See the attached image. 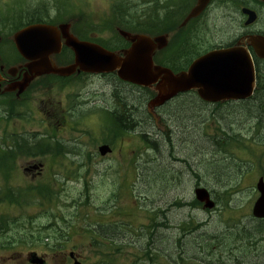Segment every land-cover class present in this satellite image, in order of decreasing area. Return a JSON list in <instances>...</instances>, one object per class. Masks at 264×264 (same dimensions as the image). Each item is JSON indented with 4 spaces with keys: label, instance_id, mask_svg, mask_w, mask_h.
<instances>
[{
    "label": "rangeland",
    "instance_id": "obj_1",
    "mask_svg": "<svg viewBox=\"0 0 264 264\" xmlns=\"http://www.w3.org/2000/svg\"><path fill=\"white\" fill-rule=\"evenodd\" d=\"M142 2V0H0V11H7V9H10L11 11H9V15L11 17L13 15H15L16 17L21 15L22 20H26L25 22H27L30 18L41 17L45 15L49 16H45L46 21H51L55 19V17L58 15L57 13H59V15H63L72 10H84L88 12L91 16L92 22L93 20L97 22L99 19L103 18L111 20L109 12L110 10L116 11V8L119 11L123 9L132 10L131 14H142L145 10H147L149 11L150 15H155V17L158 18V13L154 9L148 8L143 5ZM159 6L162 8L161 4H159ZM162 11H164L163 8ZM3 14H8V12H5ZM118 14L120 16V13ZM159 16H162V13H160ZM96 22L95 24L97 25ZM103 36L105 39H108L110 35L109 33H105L103 34ZM2 51L7 52V46L4 47ZM111 82H115L116 84L118 83L116 80L114 81L110 78L101 80L93 78L91 81V99L98 100L99 105L107 106L108 108L118 106L119 113L117 114L125 117L126 112H124V109L118 103V100L116 98L113 100L114 104L116 103V105L112 104L110 100V96L111 94L115 93V90L117 91L116 93L118 95H120V92H118L119 89L121 91L123 90V94L128 93L135 99L134 102H132L131 98L127 99L128 116L130 117V119H133L137 123L139 122L140 114H132V111H142L143 118L141 117V119L142 122H145L146 126L138 127V129H135V131H137L135 134L137 139H124L120 144V148H116V153L114 154V156H109L105 159H102L97 156L95 151L96 141L100 140L103 137L102 135L100 137V122L106 124L107 127H109L111 126V119L113 120V116L106 109L99 108L97 105L91 104V102L85 107L75 109L74 117L82 124L80 125V129H78L77 131H71L70 129L68 130L66 128L59 129L57 131V134H61V136L58 135L57 138L62 142L48 140V136L51 135L48 130H51L48 129L45 131V129H43V126L45 125L47 127H54L53 120L50 118H42L43 125H38L37 130L38 132H40V130L44 131L41 139H44L43 143L48 145V154L53 155L58 160L62 161V173H58V175L62 177L65 174L71 175L73 173L72 169L65 162L68 158L66 157L68 151L63 142L70 145V150L77 153L76 157L78 159L83 158L84 160H86V157L89 155L90 158L87 160H90V166L85 168L84 170V174L82 175V177H84L83 182L77 178V182H79V184H74L72 188L66 187L65 184H67V182H65L64 187L72 190V192L59 196V206L58 208H56L55 206L53 212L55 216L54 221L56 223L55 227L51 228V226L48 225L50 220L47 217L38 215L34 216L33 219H30L28 217L22 219L12 226L15 231V239L13 238L14 249L12 253H0V258L6 259V261L2 262L1 264L25 263L24 259L26 253H21L24 252V250L22 249L23 247H19L17 245V239L22 236H26L27 240L35 241L34 245L37 246L34 249L35 251H37L38 253L43 252V254L47 253V264H60L63 258L62 255H66L70 251H75L81 256L80 261L82 264H100L102 257L101 252L93 243V240L85 235H79L82 234L81 232H83V229L85 228L84 225L86 226V215L88 213H94L95 210L106 213L108 217L115 218L117 219V221H124L118 226V229L115 230H117V232L120 234V237L122 238V244L131 251H129V253H125L127 255V258L121 259V261L120 259H117L114 254L115 264H141L142 261H140V256L136 257V255L134 254H137L139 250L140 252H142L139 255L142 256L144 254L143 252L145 251L146 246H150L153 252H157L155 253L158 255L156 264H166L167 262L169 264H183L182 262H180V260L172 261L171 259V261H169L165 254L168 253L171 258L177 259V256H179V249L181 248H183L181 251L186 252L184 254H187V259L197 260L199 261V264H209L210 261L218 257V255L222 256L224 261H228H225L226 264H231L232 260L235 262L234 259H239L241 262L244 261L253 264L256 260V257H261L264 264V253L257 252L253 255V253L247 252V250L243 248V244L240 239L242 238L241 235H236L240 237L238 238V242L240 243L241 247L238 248L237 253H232L231 257H229V253H195V245L198 240L203 239V237L206 238V236H208L212 232L211 230L207 229L198 234H196V232H192L191 230L186 238H181V231L175 229L176 227L178 228V225L180 223L182 210L179 208H173L170 201H172L173 203L179 196L181 197V199L183 198V191L181 190L183 188L182 185L186 183L188 178L190 180V172L192 174L193 169L200 170L204 174L210 176L209 178L206 177V181L210 184L214 182V179H220L222 177V173L218 174L214 172H220L214 166V168H211L210 166L207 167L205 165H200L198 167L197 163H195L194 166V162L196 161L195 155L198 153V151L199 153H203L202 150H200L201 148L206 149L208 153L212 152V142L210 144V142H208V140H206L203 135H200L199 127L206 126V128L208 129V127L214 128L217 126L219 129H221V127L224 126V123L228 122V119H223V114L219 112L213 114V112H210L204 107L202 109L194 108L195 106H197L194 100H192V104L194 105V107L187 106L184 108L185 111L188 112V117L185 121L181 122L178 121L177 117L174 118V114H176L175 109L178 106L173 107V105H171L170 109H168V107H164L159 111V114L163 117L164 120L167 116L169 123L172 124L173 122V144L171 146H168L165 139L163 138V135L154 128L152 123L148 120L149 118L146 116V98L149 97L147 92L143 89H135L124 85H120V88H114ZM102 93L106 95L105 99H102ZM52 95H55V92H53ZM1 106L2 108H4L5 104L2 102ZM39 113L44 116L46 115L43 110H40ZM167 113L169 114L167 115ZM23 114H25V112H23ZM27 114L30 115L29 113ZM94 115H96V121H86V117ZM170 115L172 117H170ZM195 116H198L197 120H195ZM201 116L203 122H200ZM245 118L246 114L240 113L234 116L231 122L235 121L237 122V125H240L245 122ZM37 120L41 121L40 118H37ZM7 125L8 124L6 123L5 129L0 130V134L3 136L6 134V132L8 133L11 131V125ZM230 126L232 127L233 125ZM235 127L236 124L232 127V131L235 130ZM33 132L34 128H31L27 129L22 134H26L28 138H31V136L29 135H33ZM147 134L150 135L147 136ZM199 137L201 138L199 139ZM140 140L146 141L147 143L149 141H153L152 144L156 146L157 149H154V153L150 154L149 151L145 150L146 148H138L142 146L137 145L141 142ZM6 141L7 135L3 140L0 141V146H2ZM133 152H137V154L134 155ZM124 153H131L133 157L129 156L128 154L124 155ZM203 158L209 159L207 155H203ZM78 159H76L75 162L82 163V161ZM129 159H135V167L132 169L129 166ZM184 160H187L188 162ZM28 163L30 162L28 160H23L22 157L18 159L17 167L20 169V172ZM6 164H11L10 157L6 158ZM218 167L219 169L222 167L225 170H227L228 168L227 165L222 161H220L217 168ZM166 168L170 169L171 171L174 169L176 173H172L173 175L165 174ZM134 170H136V174ZM134 174L136 175L135 177ZM212 176H214V178ZM133 178H136L133 183L134 198L132 194ZM24 179L26 182H34L28 177ZM38 179L43 181V177L41 176L38 177L37 180ZM55 182H58V180L56 179ZM85 182L87 183L88 188L85 187ZM166 182L167 186L165 188V186L163 185L166 184ZM119 184L120 186L118 189L120 194L117 196V199L113 203H111L112 199L110 197L109 191L113 190L116 192ZM187 188L188 185L185 187V189L187 190ZM85 193L88 194V200L84 205H72L70 207H65L66 205L71 204L72 198H79L81 202L85 201ZM122 197H127L131 200L134 199L133 201L136 205L142 204V209L145 208L146 210H148L150 215L151 212L156 210L157 208L159 212H157L156 222L161 226L163 225V223H165V226L153 230L151 232V236H148L145 233L144 236H140L144 229H142L141 227H138L137 229L134 228L140 226L142 220H139V222L136 221L134 225L127 223L130 221L127 218L130 219L131 217L138 214V208L130 206L129 209L125 211L123 209H119L118 213L123 218H120L116 211L114 212L111 209L114 205L116 210L118 209V203H124ZM155 199L156 201H153ZM159 202H163V204L167 208L166 214L164 215L163 212H161V209H158V207H161ZM25 212L33 215L35 211L29 208L25 209ZM25 212H23L22 214L25 215ZM62 218H64V221L62 220ZM68 220H70L71 222L73 221L75 226L73 227L74 232L72 233L70 232V229L67 230ZM82 221L84 222V224L82 223ZM29 222L32 225L31 231H29L28 229ZM46 225L48 226L44 229L43 227ZM94 230L98 232L99 225H96L94 227ZM102 230L103 232H105L107 229L103 228ZM63 231L64 235L66 236L68 233L72 240L70 241L66 238L65 242L59 244L62 241ZM46 235L50 236L51 239H49V241L44 240V236ZM11 237L12 236L9 233L7 234V231H5L0 236V240L10 239ZM53 245H56V248L60 251L59 253L63 254L55 255ZM164 250H166V252H163ZM12 255V260L8 259V257H11ZM145 264L148 263L145 262Z\"/></svg>",
    "mask_w": 264,
    "mask_h": 264
},
{
    "label": "flooded vegetation",
    "instance_id": "obj_2",
    "mask_svg": "<svg viewBox=\"0 0 264 264\" xmlns=\"http://www.w3.org/2000/svg\"><path fill=\"white\" fill-rule=\"evenodd\" d=\"M195 2L196 0H170V7L166 6L168 13L170 10L166 22L169 27L167 26V29L163 31L167 30L166 33H172L178 23L184 21ZM5 12L0 11L1 91L30 76L27 68L30 62L18 54L15 46L10 41V33L14 29V22L10 15L1 17ZM201 15V18L186 22L183 25L185 29L172 38L170 49L168 48L169 50L163 52L162 55L158 54L156 60L170 68L172 67V70L176 68V72H181L187 70L191 64V61H188L186 57L187 54L198 48L197 45L203 44L207 39L213 44L208 47L206 53L215 49H235L240 44L241 52L238 53L242 57H249L254 66L255 89L252 96L246 100L217 104L202 102L193 91L180 95L179 98L177 97L181 100L178 103L182 105L192 103V100L188 101L189 99H195L197 106L194 108L202 109L205 107L213 114L219 112L223 114V119H228V122L221 127V129L224 128L225 133L221 138H218L217 126L212 128L209 132L210 136L205 138L210 144L212 142V152L207 153V150L203 148L200 150L205 151L207 153L205 155L209 159H204L203 153H199V151L195 155L198 167L200 165L210 166L211 168L216 167L220 172H214L222 173L217 187L210 192V198L215 204L213 210L216 209L217 219H214L212 224H203L201 219L198 221L200 231L207 229L212 231L208 236L204 235L206 238L203 237L202 240L205 242L199 253H209V250L204 249V247H207V243L213 242L214 246L211 244L210 247L215 253H229V257H231V254L237 253L238 248L241 247L238 242L240 237L236 235L242 236L240 239L243 248L249 253H253V255L257 252L264 253V218L257 219L251 216L242 222V219L236 217L238 211L243 207L240 203L239 194H251L250 204L252 208L260 196L261 189L264 190V58H259V55H264V0H212ZM78 17L75 24L76 34L78 38L85 40V33L90 31L89 15ZM149 17L146 11L142 14H136L130 20H127V26L133 31L140 30L146 26L144 23H147ZM18 27L23 28L22 24H19ZM243 38H246V41L240 43ZM60 39L61 50L54 59L60 65H68L72 61V53L63 46L64 41L61 34ZM6 46L8 51H2ZM173 51L177 53V58L174 55L175 52L172 53ZM17 67H19L17 70H9ZM111 76L80 73L69 77H38L32 80L28 88L19 95L17 91L6 94L0 91V110L2 109V102L18 109V113L35 114L43 110L53 120L57 131L63 128L73 130L81 124L74 117L75 109L85 107L90 102L93 105L99 104L98 100H91L92 79L101 80ZM113 80L116 79L113 78ZM111 84L114 88H120V85H123L122 82L118 84L111 82ZM127 86L136 88L129 84ZM53 92H55V95H52ZM101 97L105 99L106 95L103 94ZM114 99L110 96L112 104H114ZM252 108L258 112L254 116L250 113ZM240 113L246 114L245 122L240 125H237L235 121L231 122L232 118ZM92 117L89 116L85 119L90 121ZM200 122H203L202 116ZM16 124L20 125L15 121L14 126ZM29 124L38 125L40 122L35 120L29 122ZM235 124L236 127L233 130L235 132H233L232 127ZM199 130L202 136L201 127H199ZM237 133L239 137L235 139ZM218 142L232 143L233 152L228 154L222 152L216 144ZM70 156H75V154H66V157ZM38 157L37 155H31V158L28 159L30 163L26 164L20 172L18 169L9 168L6 159L0 156V209L16 207L17 202L10 194L22 190V184L27 183L24 178L28 177L35 182L41 176L43 164L39 162ZM16 158L19 157L16 156ZM220 161L229 165L227 170L222 167L219 169L221 165L217 168ZM30 166L31 169H28ZM251 208L247 206L245 210H251ZM2 232L4 230L0 228V236ZM3 247L6 246L1 239L0 253H9L2 250ZM234 260L235 262L232 260L231 264H250L249 262H241L239 259ZM225 261L222 256L218 255L215 264H226Z\"/></svg>",
    "mask_w": 264,
    "mask_h": 264
},
{
    "label": "water",
    "instance_id": "obj_3",
    "mask_svg": "<svg viewBox=\"0 0 264 264\" xmlns=\"http://www.w3.org/2000/svg\"><path fill=\"white\" fill-rule=\"evenodd\" d=\"M207 1L202 0V5L196 13L202 10ZM40 28L47 29L45 26H30L14 36L16 47L23 56L40 51L37 47L42 43L38 33ZM124 36L132 42V47L122 51L123 56L69 38L66 42L75 53L74 65L65 69H52L46 60L44 63L34 64L36 68L32 73L37 76L49 73L70 75L78 68L79 71L91 73L116 72L121 80L141 87L151 88L156 84V97L149 103L150 109L161 106L181 92L196 88L204 100L211 102L244 98L250 91L251 75L247 78L241 75L243 57L236 54L233 56L228 51L212 53L194 62L187 73L174 75L167 69L154 66L152 62L154 51L162 49L165 45L164 39L158 38L154 43L141 36ZM101 150L102 154L107 152L105 148ZM253 213L257 217H264V197L256 202ZM28 261L30 264H44V260L34 254L29 256Z\"/></svg>",
    "mask_w": 264,
    "mask_h": 264
},
{
    "label": "trees",
    "instance_id": "obj_4",
    "mask_svg": "<svg viewBox=\"0 0 264 264\" xmlns=\"http://www.w3.org/2000/svg\"><path fill=\"white\" fill-rule=\"evenodd\" d=\"M117 91L115 90V93H113V94H111V98H116L117 100H118V103L122 106V108L124 109V112H126L125 113V117H121V116H119V118H118V120L117 121H115V122H113V120L111 119V127L112 128H114V127H118V125L117 124H120V126H124V127H126V128H129V129H133V130H135V129H138V127H144V126H146L145 125V122H142V119H141V117L143 118V114H142V111L140 112V111H137V112H133L132 111V114H140V117H139V122H135L133 119H130V117L128 116V101H127V99L128 98H131V100H132V102H134L135 101V99L131 96V95H129L128 93H126V94H123V90L121 91L120 89H119V91L118 92H120L119 94L120 95H118L117 93H116ZM114 105H116V103L114 104ZM187 106H193L194 107V105L192 104V103H186V104H184V105H180V106H178V107H176V114H174V118L175 117H177L178 118V121L179 122H181V121H185L186 119H187V111H185V107H187ZM114 109H116L117 111L119 110L118 109V106L117 107H113ZM140 108V107H139ZM182 109V110H181ZM183 112H184V114H186V115H184L183 114ZM250 113H251V115L252 116H254V114L255 113H258L254 108H252L251 109V111H250ZM237 115V114H236ZM128 116V117H127ZM170 117H172L171 115H170ZM197 118H198V116L196 117L195 116V120H197ZM144 120V119H143ZM175 120V119H174ZM116 123V124H115ZM140 123V124H139ZM148 124V123H147ZM117 132H119L118 130H117ZM123 132H125V129L123 128H121V130H120V133H119V135L118 136H120V135H122V134H124ZM198 133H199V131H198ZM197 134V133H196ZM26 148H29V146H25ZM156 149H157V147H156ZM207 153H208V151H207ZM206 154V152L205 151H203V155H205ZM186 157V156H185ZM197 158V157H196ZM200 158H201V155H200ZM199 159V158H198ZM184 161H187V160H184ZM188 162V161H187ZM193 172H195V173H197V174H199V175H202V176H205V178L207 177V178H209L210 176H208V175H206V174H204L203 172H201L200 170H198V169H193ZM172 173H176L175 171H174V169L171 171L170 169H167L166 168V170H165V174H172ZM164 174V175H165ZM173 175V174H172ZM163 176V175H162ZM213 178H214V176H212ZM163 184V183H162ZM163 186H165V188H166V186H167V182H166V184H164ZM170 197V196H169ZM15 199H19V198H16L15 197ZM171 202V204H172V201H170ZM160 203V206L161 205H164L163 204V202H159ZM204 240H202V239H200V240H198V242L196 243V245H195V253H199V251L201 250V247H202V245L204 244ZM178 245V244H177ZM165 249H167V248H165ZM183 248H181V249H179V253H178V255H180V252L182 253V252H184V253H186L185 251H181ZM163 252H166V250H164ZM259 256V255H258ZM146 258L148 259V260H150V257H149V255H146ZM183 260V259H182ZM262 261V258L260 257V258H257L256 257V260H255V262L253 263V264H263V261ZM244 262V261H243Z\"/></svg>",
    "mask_w": 264,
    "mask_h": 264
},
{
    "label": "bare ground",
    "instance_id": "obj_5",
    "mask_svg": "<svg viewBox=\"0 0 264 264\" xmlns=\"http://www.w3.org/2000/svg\"><path fill=\"white\" fill-rule=\"evenodd\" d=\"M147 136H149V135L147 134Z\"/></svg>",
    "mask_w": 264,
    "mask_h": 264
}]
</instances>
